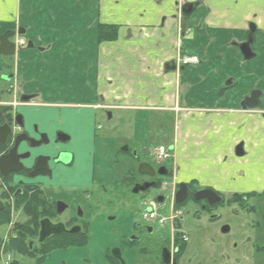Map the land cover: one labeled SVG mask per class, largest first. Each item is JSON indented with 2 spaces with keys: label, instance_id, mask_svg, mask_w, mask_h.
Returning <instances> with one entry per match:
<instances>
[{
  "label": "crops",
  "instance_id": "1",
  "mask_svg": "<svg viewBox=\"0 0 264 264\" xmlns=\"http://www.w3.org/2000/svg\"><path fill=\"white\" fill-rule=\"evenodd\" d=\"M185 4L196 5L188 16ZM248 11L246 0H0V34L22 31L28 46L13 64L27 91L48 102L130 114L135 148L148 145L150 114L167 115L172 142L159 145L170 151L172 180L245 193L264 187V117L257 109L242 110L231 93L217 94L215 67L226 43L242 38ZM100 26L115 27L116 38L99 41ZM179 54L199 62L178 65ZM240 142L243 157L236 156ZM103 145L112 183L114 146L111 139ZM79 168L77 178H86L88 165ZM82 247L60 249L45 264H66L60 254ZM108 257L98 264H111ZM128 258L122 256L124 264L133 263Z\"/></svg>",
  "mask_w": 264,
  "mask_h": 264
},
{
  "label": "flooded vegetation",
  "instance_id": "2",
  "mask_svg": "<svg viewBox=\"0 0 264 264\" xmlns=\"http://www.w3.org/2000/svg\"><path fill=\"white\" fill-rule=\"evenodd\" d=\"M246 2L249 11L242 38H231L219 53L215 67L219 82L217 94L221 98L227 93L235 95L239 98V107L255 94L257 105L253 109L260 110L264 117V0ZM6 33L14 35L5 37ZM21 36V30L0 34V264H23L24 260L29 264H45L60 250L57 247L61 244L91 239L89 229H104L110 219L106 212L109 176L103 164L107 160L104 141L111 139L114 146L111 162L115 167V183L120 180L131 183L134 188L154 184L138 192L146 193L162 185L166 188L165 177L172 179L173 173L163 167L167 175H161L159 168L146 161L136 163L139 155L136 150L132 154L131 149L136 148L131 143L107 136L106 133L116 131L105 129L104 125L113 118L112 112L101 107L92 111L85 103L48 102L39 93L27 91L26 84L17 81L13 64L17 54L28 46ZM3 37L14 44L12 55H4L9 49L2 43ZM226 55L234 64L227 65ZM243 82L249 85L242 87ZM97 117L102 118V123H96ZM238 145L243 151V144ZM126 154L130 157L126 174L121 177L118 170L124 167ZM80 162L88 165L84 179L77 178L78 172L82 174L78 169ZM141 164L149 165L152 174L138 173ZM179 184L173 181L174 199ZM186 185V199L174 206L163 223H171V244L158 245L154 264H178L183 255L176 257L178 245H187L189 239L182 221L190 211L193 220H205L203 228L212 232L224 219L217 211L225 206L233 208L219 229L221 234L214 235L213 239H233L231 264H264V187L233 193L227 201L214 191L219 200L211 204L207 198L195 199L196 193L204 189L194 190L191 184ZM159 197L163 202L164 198ZM186 206L191 208L184 215ZM138 230L145 233L142 238L129 239L155 238L152 227ZM122 254L117 250L113 256L123 261Z\"/></svg>",
  "mask_w": 264,
  "mask_h": 264
},
{
  "label": "rangeland",
  "instance_id": "3",
  "mask_svg": "<svg viewBox=\"0 0 264 264\" xmlns=\"http://www.w3.org/2000/svg\"><path fill=\"white\" fill-rule=\"evenodd\" d=\"M80 111V110H78ZM82 112V111H80ZM84 112V111H83ZM122 115V118L118 119ZM127 118V119H126ZM131 120L132 117L127 113L113 112V118L104 122L105 129L115 128L107 136H112L119 139V142H131L133 136L131 134ZM96 123H102V118L97 117ZM147 142L148 145L131 149L132 154L139 155V159L135 162L146 161L152 164L155 169L165 167L171 170L170 161L164 163H157L154 160L150 150L157 147L160 143L172 142L173 123L171 118L167 115H162L159 112L150 114L148 125ZM129 148L130 144L128 145ZM152 153V151H151ZM130 155H124V167L118 170L119 176L126 174V164ZM115 168V167H114ZM112 183L106 185V212L109 216V221L106 223L104 229L99 227L89 229L90 235L92 233L98 235L96 239H89V242L82 248L73 250L72 253L59 256L60 259L65 260L66 264H98L100 256L114 255V251L120 250L124 258L132 261V264H154L159 250V246H169L172 239H169L171 234V223L166 222L163 225H158L154 222L142 218V214L149 211L154 206L156 212L163 217H168L171 210L174 208L172 195H174V185L171 177H165L167 182L166 188L162 186L152 188L146 193H133L134 186L131 183H118L116 179ZM192 185V184H191ZM194 190L201 189L196 185L191 186ZM242 193V192H238ZM222 199L227 201L231 194L221 193ZM162 196L163 202L158 203L157 198ZM189 206L183 209L184 215L186 211H190ZM233 207L219 208L217 213L224 216V219L217 223L212 232L205 230V220L200 222L193 220V215L190 213L184 216L182 224L185 234L188 236L185 251L178 262V264H231L233 260L232 243L233 239H213L214 235L219 236L220 228L225 223V219L230 216V211ZM152 227L154 239H129L137 236L142 238L145 234L140 232L138 228ZM205 237V239H200ZM212 237V238H209ZM126 252L130 255L125 256ZM125 260V259H124ZM23 264H29L27 261H22ZM126 262V261H125ZM4 264V262H1Z\"/></svg>",
  "mask_w": 264,
  "mask_h": 264
},
{
  "label": "water",
  "instance_id": "4",
  "mask_svg": "<svg viewBox=\"0 0 264 264\" xmlns=\"http://www.w3.org/2000/svg\"><path fill=\"white\" fill-rule=\"evenodd\" d=\"M195 7H196L195 4H185L182 8V13L184 15L188 16L192 13V11L194 10ZM13 35H14V33H6L5 37L13 36ZM5 37H3V38H5ZM2 43H4L5 46H7V48L9 49V52L4 53V55L5 54L12 55L14 53V50H15L14 44L11 43L10 41H8L7 38H5V40L2 41ZM166 69H170V70L174 71L176 69V67H175V65H173L171 67L169 65H167ZM256 105H257V96L255 94H252V96H250L249 99H245V101L240 104V107H241V109L246 110V109H253L256 107ZM241 148H242L241 145H238L236 147V156H238V157H241L244 154ZM138 173H140V174H152V169L147 164H141V165H139ZM158 173L161 175H167V171L163 167L158 169ZM151 187H154V184H146V185H143L139 188L135 187L133 189V193L136 194L139 191L143 192L147 188H151ZM186 195H187V185L184 183H180L178 186V191L176 192L175 199H174L175 204H179V203L183 202L186 199ZM203 198L209 199V203H211V204L218 202V200H219V197L217 196V194L210 189H204V190H201V191L196 193V195H195L196 200H200ZM157 202H162V198L158 197ZM167 262L168 261L166 259V263Z\"/></svg>",
  "mask_w": 264,
  "mask_h": 264
},
{
  "label": "built area",
  "instance_id": "5",
  "mask_svg": "<svg viewBox=\"0 0 264 264\" xmlns=\"http://www.w3.org/2000/svg\"><path fill=\"white\" fill-rule=\"evenodd\" d=\"M198 62L199 58L196 55L179 54L177 57V64L182 66L196 65ZM152 156L154 157L155 162L164 163L170 159V151L166 146L160 145L153 150ZM142 218L159 225H162L166 221L165 217L156 212L154 206L152 209L150 208L149 211L144 212ZM169 218L172 219L173 216H170ZM183 240L185 241L186 239Z\"/></svg>",
  "mask_w": 264,
  "mask_h": 264
},
{
  "label": "trees",
  "instance_id": "6",
  "mask_svg": "<svg viewBox=\"0 0 264 264\" xmlns=\"http://www.w3.org/2000/svg\"><path fill=\"white\" fill-rule=\"evenodd\" d=\"M116 38V28L113 26H100L98 29V40L99 41H112ZM193 185V184H192ZM175 207L178 206V204L174 205ZM89 239H76L72 243H66L61 244L59 249H67V248H76V247H82L85 246L88 243ZM179 240L176 239V243L178 244ZM179 252L177 253L176 257H180L186 248V243H179ZM117 251V250H116ZM111 264H124L123 261L119 260L118 257L115 256H109L108 257Z\"/></svg>",
  "mask_w": 264,
  "mask_h": 264
}]
</instances>
